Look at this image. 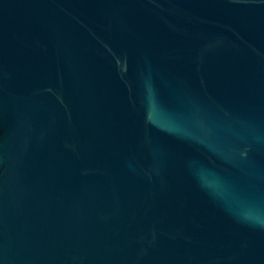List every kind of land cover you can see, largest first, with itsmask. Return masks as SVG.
<instances>
[{
	"label": "water",
	"instance_id": "obj_1",
	"mask_svg": "<svg viewBox=\"0 0 264 264\" xmlns=\"http://www.w3.org/2000/svg\"><path fill=\"white\" fill-rule=\"evenodd\" d=\"M0 264H264V0H0Z\"/></svg>",
	"mask_w": 264,
	"mask_h": 264
}]
</instances>
